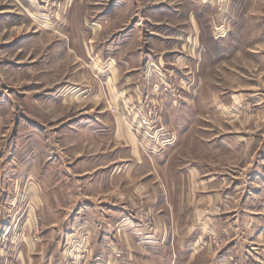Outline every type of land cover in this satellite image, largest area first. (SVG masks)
Instances as JSON below:
<instances>
[{
	"label": "rangeland",
	"instance_id": "1",
	"mask_svg": "<svg viewBox=\"0 0 264 264\" xmlns=\"http://www.w3.org/2000/svg\"><path fill=\"white\" fill-rule=\"evenodd\" d=\"M114 1L116 0H0V119L5 121L3 123L5 126H2L1 130L7 131L4 141L0 137V151L9 148V153H15V148L19 150L26 144V147L19 153H33L36 148L33 144L37 145V143L29 142L28 137L34 133V130L38 134L42 129V131L46 129L48 134L51 129H61L63 123L72 121L68 118L81 117L85 109L90 106L94 108H91L89 115H95L99 111L107 117L106 121L109 123L117 118L123 124L127 136H132L133 140L136 139L137 142L134 143L142 158L144 157V166L147 165L146 161L151 158V154L145 153L143 145H140L145 134L142 131H136L133 116L142 113V108V111L147 113L149 110H155L159 122L157 127L163 129L164 134L159 138L167 139L168 143L165 147L155 150L154 153H162V151L172 153L169 161L171 169L177 167L186 169L193 166L201 172L198 174L201 179L209 173V170L212 171L210 173L215 174L217 181L222 183L219 187L221 196L226 197L225 193L230 194V189L233 188L234 213L241 215L250 212L252 214L255 211L263 215L264 0H165L162 5H169L172 8L182 6L188 10L195 7L196 48L190 51L187 45L183 50V56H188L187 58L191 61L186 59L180 64L175 61L170 66V63L166 64L167 61L162 60L168 52L162 56L160 46L158 48L161 50H153V53L156 57H162V61H157L156 57H150L156 62L149 61L148 63L144 60L130 63L131 66L136 65L139 70L141 69L138 79L145 87L139 89L142 92L139 96L134 95L132 102L128 100L129 93L108 94L105 90L106 85H101V96L97 97L96 93L91 91V87L85 85L86 81L82 83L80 77L70 82L69 76L74 72L78 75L80 72L90 71V68L85 65L88 63L80 60L74 65L71 61L69 66L63 68V74L58 76L56 88L59 92L57 95L60 99L64 92L67 94L69 91H77L80 97L69 96L68 93L63 105L70 104L69 111L59 115L58 119L50 121L47 110L44 111L45 103L48 104L49 101L48 91L50 89L47 92L44 90L39 80L41 77L34 73L32 67L49 52L50 40L53 39V42L58 39L67 41L69 33L64 32V25L61 23L68 11L71 12L72 9L78 8L81 12H87L88 17L85 19L83 31L87 34L91 32L90 38H95L97 31L91 28L93 23L97 22L99 15L107 11ZM127 1L128 3L133 1L135 5L133 10L135 18L127 20L128 23L134 22L135 25L144 26L148 22L142 20L141 14L144 16L151 3L154 7L159 5L157 1L160 0ZM127 16H132V14ZM171 16L173 14L170 18L175 24L176 19ZM140 19L141 21H138ZM162 23L155 24L156 29H154H159L158 32L161 33L149 31L146 27L139 30L141 32L138 31L143 42L141 47L144 50L147 46L145 45L146 39L148 42L150 39L159 44L162 39L168 37V33L165 32H168L167 28L172 27L173 24L170 23L167 26L163 24L166 29L162 32ZM59 27L60 29H57ZM34 37L38 38L36 42L32 44L26 42L27 44H22L24 46L21 45ZM101 39L103 41L109 38ZM44 43L47 44L46 47L43 46L41 52L37 51L40 44ZM160 64L166 68L163 69L164 75ZM46 66L47 64L44 68ZM44 71H49V66ZM94 73L96 72L92 73L93 77L96 75ZM152 75L154 78L151 79ZM107 85L109 86L110 82H107ZM51 89H55V85H52ZM36 101L42 102V110ZM36 120L38 126L34 127ZM20 121L25 126L19 129L18 135L20 136L15 137L18 132L16 124ZM40 123L42 124L39 125ZM106 129H109L107 133L113 130L110 126ZM54 145L55 142L41 143L47 153L54 151ZM73 145L77 148L80 144L74 143ZM55 147L63 151L65 146L57 143ZM124 147L120 150H128V145ZM121 154L120 161L128 163L132 161L129 153ZM69 155L68 161L80 162L81 157ZM3 161L5 160L0 159V164ZM113 165L115 164H110V166ZM170 176L176 175L171 174ZM92 192L94 193V190H90V193ZM141 193L140 191L135 193L137 205L134 204L131 217L134 218V224L131 218L123 224L129 231L135 229L134 225H136L140 231V228L148 229L152 234L154 232L152 226L156 223L151 218L144 219L148 209ZM255 195L256 197L260 195L262 198L254 201L251 198ZM99 197H90L89 201L96 204L90 209V213H93V210L94 212L107 210L105 206L97 205ZM248 198L251 199L249 204L246 202ZM100 199H102L101 203H112L109 198ZM125 200L123 198L121 201L125 202ZM77 201L75 209L78 204L82 205V199L79 198ZM203 209L206 212L210 211L208 207L203 206ZM107 213L112 212L107 211ZM254 221L253 223L256 224V220ZM237 223L242 224V222ZM117 224H119L118 221L109 222V219L102 223L97 220L88 222L81 218L76 221L66 219L55 222L48 219H37L32 228L35 235L42 231L45 232L47 236L43 241L46 240L47 244L44 246V251L52 249L53 257L48 260L46 252L42 254V258L40 255H35L33 264H39L40 261H49L50 264L162 262L148 256L146 245L137 249H126L125 247L115 249L114 238L110 235L103 237L101 231L104 229L109 232L113 229L115 231ZM14 229L16 230L17 227L15 226ZM206 236L205 240L214 248L217 255L222 254L229 239L227 227L224 224L220 225L217 231H208ZM32 240L38 242L35 237ZM9 241L10 238H8ZM245 251L247 261L264 264V243L249 246ZM3 256L5 259L7 257L17 260V254L12 252L11 255L6 253ZM207 257L201 256L199 260H194L192 257L185 259V256L181 255V264L187 261L190 262L189 264L204 263ZM225 258L230 264H240L233 255H227ZM172 260H175V256ZM177 264L180 262L178 261Z\"/></svg>",
	"mask_w": 264,
	"mask_h": 264
},
{
	"label": "crops",
	"instance_id": "2",
	"mask_svg": "<svg viewBox=\"0 0 264 264\" xmlns=\"http://www.w3.org/2000/svg\"><path fill=\"white\" fill-rule=\"evenodd\" d=\"M164 1H157L159 5L156 7L151 3L144 16L141 14L142 20L148 22L144 26L135 25L134 22L128 23L129 19L135 18L133 17L135 13L133 1L129 3L127 0L114 1L107 11L99 15L97 22L93 23L96 27L91 28L97 31L95 38H90L91 32L87 34L83 31L85 19L88 17L87 12H81L78 8L67 12L61 23L64 25V32L69 33L67 41L50 40L49 52L32 67L34 73L41 77L39 80L44 90L47 92L50 89L49 101L48 104L45 103L44 108L51 118L50 121L58 119L59 115L69 111L70 104L63 105L68 93L69 96L80 97L77 91H75L77 93L69 91L67 94L65 92L62 94L64 98L58 99L59 91L56 88L58 76L63 74V68L69 66L71 61L74 65L80 60L88 63L85 65L91 72L87 70V73L80 72L78 75L74 72L69 76L70 82L80 77L82 83L86 81L85 85L91 87V91L96 93L97 97L101 96V85H106L105 90L108 94L129 93L128 100L132 102L134 95L139 96L142 92L139 89L145 87L138 79L141 69L139 70L136 65L131 66L130 63L144 60L148 63L156 62L150 57H156L153 50H161L158 48L160 46L162 56L165 52L168 53L163 56V59L156 57L157 61L165 60L166 64L170 63L171 66L175 61L180 64L189 59L188 56H183V50L187 45L190 51L196 48L195 7L188 10L182 6L172 8L169 5H162ZM173 9L176 11H172ZM128 14L132 16H127ZM171 14H173L171 17L176 19L175 24L171 21ZM164 17L169 18L164 19ZM161 23L162 32L166 29L163 24L166 26L173 24L172 27L167 28L168 32H165L168 33V37L162 39L159 44L150 39L148 42L146 39L145 45L149 48L146 46L144 50L141 47L143 42L138 31L146 27L149 31L161 33L158 32L159 29L154 30L155 24ZM105 37L109 39L101 41V38ZM37 40L38 38L34 37L21 45L27 44L26 42L32 44ZM46 45L40 44L37 51L41 52ZM48 66L49 71H44L48 69ZM163 69L166 68L162 66L161 72L164 75ZM93 72H96L94 77ZM107 82H110L109 86ZM52 85H55L53 90ZM36 102L40 104L42 110V102ZM91 108L94 107L88 106L81 117L68 118L72 121L63 123L61 129H51L48 134L46 129L44 131L42 129L38 134L34 130L28 139L29 142L37 143L39 147L33 144L36 147L33 153H19L26 144L19 150L15 148V153H9V148L0 151V159L5 160L0 164V238L2 235L10 238V241H7L6 251L1 249L0 242L1 254L11 255V252L17 254L16 264H33L35 262L33 256L40 255L42 258L45 252L48 260L51 259L53 250L44 251L47 241L43 239L47 235L43 231L35 235L32 228L37 219L55 222L66 219L76 221L81 218L88 222L97 220L101 223L109 219V222L118 221L119 224L115 226V231L113 229L109 232L104 229L101 235L112 236L115 249H123V247L137 249L146 245L148 256L153 260L162 261L151 264H177L178 261L181 264V255L185 256V259L192 257L194 260H199L201 256H208L207 260L202 262L203 264H213V262L214 264H230L225 258L227 255H233L240 264H257L246 260L248 257L245 249L254 244L264 243V214L261 215L255 211L252 214L250 212L241 215L234 213L235 198L232 187L230 194L226 192L224 197L219 191L222 183L217 181L215 174L210 173L212 171L209 170V173L201 179L198 175L201 172L193 166L186 169L182 167L171 169L169 161L172 153L165 151L153 153L150 155L151 158L147 159V165L143 166L144 157L142 158L134 143L136 139L133 140L132 136H127L123 124L116 117L109 123L106 121L107 117L99 111L95 115H89ZM4 122L0 119V137L3 141L7 132L1 130L2 126H5ZM16 125L18 132L15 137H19L18 133L24 124L20 121ZM33 125L38 126V121H34ZM109 126L113 129L111 133H107L109 129L106 128ZM46 141L50 144L55 142L54 147L52 146L54 151L47 153V150L43 149L41 143ZM121 141L124 143L122 144ZM57 143L65 146L63 151L57 150L55 147ZM74 143H79V148H75ZM127 145L128 150H120ZM121 153H129L132 161L129 163L120 161ZM69 154L81 157L80 162L76 161L74 164L73 160L68 161ZM110 164L115 165L110 166ZM171 174L176 176H170ZM86 190L89 192L86 193ZM90 190H94V193H90ZM137 191L142 192V197L146 201L148 211L145 212L144 219L151 218L156 223L152 226L154 231L152 234L148 229L140 228V231L136 225H134L135 229L129 231L123 224L133 215L132 208L134 204L137 205L135 202ZM95 196H100L97 205L101 204L107 210L96 212L93 210V213H90V209L96 204L89 200L90 197ZM257 196L259 197L255 195L250 198L254 201L262 198L260 195ZM79 198L82 199V205L78 204L75 209ZM100 198H109L112 203H101ZM123 198L126 199L125 202L121 201ZM251 199H246L247 204ZM203 206L208 207L210 211L206 212ZM262 210L264 211V208ZM254 220L256 224L253 223ZM131 222L134 224V218H131ZM223 224L227 227L229 239L224 252L217 255L205 238L208 231H217ZM34 237L38 242L32 240ZM172 254L175 256L174 261ZM1 260L3 257L0 256ZM50 263L40 261L39 264Z\"/></svg>",
	"mask_w": 264,
	"mask_h": 264
},
{
	"label": "built area",
	"instance_id": "3",
	"mask_svg": "<svg viewBox=\"0 0 264 264\" xmlns=\"http://www.w3.org/2000/svg\"><path fill=\"white\" fill-rule=\"evenodd\" d=\"M140 108H142L140 106ZM143 109V108H142ZM140 114H134L133 120L135 124L136 131H142L144 133V137L141 140L140 145L143 148V151L145 153L153 154L157 150L161 149L162 147H165L168 143L167 139L159 138L164 136L163 129H158V116H156V113L153 110H149V112L142 111ZM156 143V144H155ZM150 146V148H149ZM156 150V151H155ZM150 230H152V227H150ZM7 241L8 238L4 235L1 236L0 242H1V249L3 251H6L7 248ZM1 257H4L3 254L0 253ZM0 264H16V260L8 259L6 257L3 258V260L0 261Z\"/></svg>",
	"mask_w": 264,
	"mask_h": 264
}]
</instances>
